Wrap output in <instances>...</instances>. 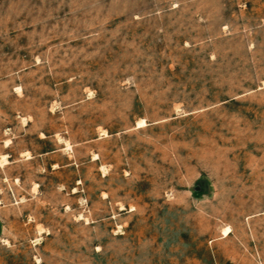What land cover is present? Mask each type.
<instances>
[{"label":"rangeland","instance_id":"rangeland-1","mask_svg":"<svg viewBox=\"0 0 264 264\" xmlns=\"http://www.w3.org/2000/svg\"><path fill=\"white\" fill-rule=\"evenodd\" d=\"M0 264H264V0H0Z\"/></svg>","mask_w":264,"mask_h":264}]
</instances>
